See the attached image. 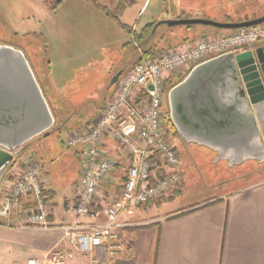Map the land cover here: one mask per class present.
Returning <instances> with one entry per match:
<instances>
[{
	"label": "crops",
	"instance_id": "0c3cea01",
	"mask_svg": "<svg viewBox=\"0 0 264 264\" xmlns=\"http://www.w3.org/2000/svg\"><path fill=\"white\" fill-rule=\"evenodd\" d=\"M71 1L88 3L89 0ZM147 2L148 0H144L140 5L137 11L138 17L145 11ZM93 5L95 8H89L90 10L95 11L97 16L101 14L108 18L100 10V3L95 2ZM187 10H191V13H188ZM163 11L165 12L163 17H160L161 12H159L153 15L151 21L140 23V19H137L136 25L126 24L138 32V28L141 30L150 22H161L155 25L154 30L156 31L160 24H165L162 23L165 20L206 18L203 13L195 14L196 11L182 4H180L179 10H170L166 7ZM113 24L117 23L114 21ZM116 27L118 29L116 33L124 31L121 26ZM201 33L204 31L199 30L198 36ZM178 34L180 35V33ZM127 35L128 43L134 48V62L131 66L151 57L144 46L134 41L131 34L127 33ZM187 36H189V32ZM121 40H125L123 36ZM262 45H264V38L257 43V46ZM31 62L34 65L35 76L56 118L55 114L60 109L54 104L60 97V93L53 86V81L47 73H44V69L39 67L38 59L33 57ZM186 73H181L179 77L182 79ZM176 77L177 75H174L169 79L174 81ZM110 96L108 97L106 94V99L96 105L93 113L83 123L66 129L65 133L89 123ZM55 126L57 127L55 129L60 130L65 124L55 121ZM44 137L46 135L34 139L22 149L16 150L14 161L16 160V167L25 160L27 161L31 154H36L43 165V183L50 202L48 217L50 224L59 226L74 221L102 222L105 219L103 209L123 190L126 170L130 163L128 155L111 138H105L102 149L106 156L115 162V167L101 183L96 193L97 204L94 206L93 213L76 216L66 212L65 208L74 202L76 197V184L85 159L84 147L68 148L64 146V149H60L56 148L53 137ZM53 146L57 152H54ZM204 153L201 155L206 158L217 154L213 150H210L209 154ZM189 154L187 155L189 156ZM218 161H224V166L215 169L214 173L208 171L209 168L213 169L211 165L205 168L207 174L199 188L204 192L203 198L167 209L169 203L184 197L178 187L169 195L123 213L120 219L134 223V225L126 226L121 230L119 238L122 249L117 256H108L106 263L264 264V163L245 160L240 164L229 166L227 160ZM7 169H11V166ZM191 170L190 165L184 167L183 161L180 160L178 171L182 182L184 181L183 175H190ZM30 207V201L23 204V209ZM23 216L24 213H21L20 218ZM12 220L15 219L12 218ZM62 242L63 231L60 228H17L7 226L0 221V264H24L29 257H44L54 248H63ZM65 264H88V259L82 255L70 254Z\"/></svg>",
	"mask_w": 264,
	"mask_h": 264
},
{
	"label": "built area",
	"instance_id": "2783aa9c",
	"mask_svg": "<svg viewBox=\"0 0 264 264\" xmlns=\"http://www.w3.org/2000/svg\"><path fill=\"white\" fill-rule=\"evenodd\" d=\"M262 38L264 27L256 25L222 34L201 33L193 41L168 47L156 57L133 64L117 78L113 93L93 119L65 133L66 147L83 146L85 150L75 200L65 208L76 216L93 213L96 193L115 167L102 149L105 138H111L130 158L123 190L103 209L102 222L51 225L43 165L30 156L6 174L15 152L1 175L4 181L0 184V221L17 228L56 227L63 231V248H54L44 257H29L24 264H65L70 254L87 257L88 264H107L108 256H117L122 249L121 230L134 225L122 221L121 215L179 187L178 149L169 138L163 110L167 79L225 52H253ZM28 201L31 207L23 209Z\"/></svg>",
	"mask_w": 264,
	"mask_h": 264
},
{
	"label": "rangeland",
	"instance_id": "374dc122",
	"mask_svg": "<svg viewBox=\"0 0 264 264\" xmlns=\"http://www.w3.org/2000/svg\"><path fill=\"white\" fill-rule=\"evenodd\" d=\"M143 1L130 0L121 12V21L131 26L138 23L137 19H140V23L151 21L153 15L159 12L160 17L165 16L163 10L166 7L170 10H179L180 4L196 11L195 14L203 13L207 19L219 22L226 20L238 22L264 14V0H148L140 18L137 11ZM80 2L65 0L52 9L54 0H0V42L22 49L33 72L34 65L31 61L33 57L37 58L39 67L44 69V73H47L53 81V86L60 93L54 104L60 109L55 114V121L62 122L65 126L58 130L53 129L54 125L49 133L44 134L46 135L44 138L53 137L56 148L60 149H64L65 146V130L83 123L93 113L96 105L106 99V94L109 97L113 93V77L124 74L134 62V48L127 41V33L125 31L116 33L118 25H114L111 18L101 14L97 16L95 11L89 9L95 8L93 4L98 2L112 10L117 0ZM187 11L191 13V10ZM261 26L264 27V23ZM200 28L206 34L214 30L198 25L197 29ZM172 29L174 34L184 32L183 26H174ZM166 30H169V27L160 24L150 41L143 43L144 48L152 45L153 41ZM137 31L140 32L139 28ZM227 32L230 30L219 29L218 34ZM173 33L167 32L168 35H174ZM189 35L192 33L189 32ZM122 36L124 41L121 40ZM163 43L159 42L157 48ZM176 75L179 77L181 72ZM170 81L176 82L173 79ZM171 82L167 81L166 84L170 85ZM163 110H168L166 97ZM169 138L178 149V157L183 161L184 167L190 165L192 168L190 175H183V182L180 177L179 188L184 197L169 203L167 209H172L203 198L204 192L199 188L207 174L205 168L211 165L213 169L209 168L208 171L214 173L215 169L224 166V161L216 160V155L209 158L202 156L204 152L209 154L210 150L193 143H185L179 135L169 134ZM30 156L37 158L36 154ZM14 163L16 160L10 165L12 171L16 165ZM6 170L7 174L9 169ZM3 181L0 176V184Z\"/></svg>",
	"mask_w": 264,
	"mask_h": 264
},
{
	"label": "water",
	"instance_id": "95a60500",
	"mask_svg": "<svg viewBox=\"0 0 264 264\" xmlns=\"http://www.w3.org/2000/svg\"><path fill=\"white\" fill-rule=\"evenodd\" d=\"M162 23L236 30L263 24L264 14L238 22L191 17ZM166 98L169 119L185 143L215 151L216 160H227L229 166L245 160L264 163V45L194 65ZM54 125L55 116L24 52L0 42V176L17 149Z\"/></svg>",
	"mask_w": 264,
	"mask_h": 264
},
{
	"label": "trees",
	"instance_id": "16d2710c",
	"mask_svg": "<svg viewBox=\"0 0 264 264\" xmlns=\"http://www.w3.org/2000/svg\"><path fill=\"white\" fill-rule=\"evenodd\" d=\"M62 0H54V5L52 6V9L56 7V5L60 4ZM130 0H117V4L116 6L111 10L108 6L105 5H99L100 10L107 15L108 17H110L112 20H114L119 26H121V28H123V30L128 33L131 34L134 41H136L137 43H139L140 45L143 46V43L146 41H150L151 37L154 35L155 30V24L157 23V21H153L148 23L146 26H144L140 32H136L131 26L127 25L126 23L122 22L120 19V15L121 12L123 11V9H125V6L127 5V3ZM198 25H189V26H183L184 27V32L179 34H174L173 33V27H169V30L163 31L153 42L152 45H148L147 46V53L149 55H151V57H156L157 55H159L163 50H165L168 47L171 46H177L179 44H182L185 41H193L198 37V33L200 29H197ZM210 29H214L212 31L213 34H218L219 33V29L216 28H212V27H207ZM173 33L174 35H168L167 32ZM193 31H195L193 33ZM188 32H192V35L187 36ZM210 33V34H212ZM159 42H164L163 45H161L160 48H157V45L159 44ZM140 62V61H138ZM179 80H181V77H178L176 79V82H178ZM168 82H171L170 80L167 79ZM176 82H171L170 86H172L173 84H175ZM165 112V120H166V126H167V130L169 131V133L171 134V136H178V132L176 131L174 125L172 124L171 120L169 119V114H168V110L164 111ZM57 128L56 126L53 128L55 129Z\"/></svg>",
	"mask_w": 264,
	"mask_h": 264
},
{
	"label": "flooded vegetation",
	"instance_id": "af4514ba",
	"mask_svg": "<svg viewBox=\"0 0 264 264\" xmlns=\"http://www.w3.org/2000/svg\"><path fill=\"white\" fill-rule=\"evenodd\" d=\"M171 86L166 84V89L168 90Z\"/></svg>",
	"mask_w": 264,
	"mask_h": 264
}]
</instances>
